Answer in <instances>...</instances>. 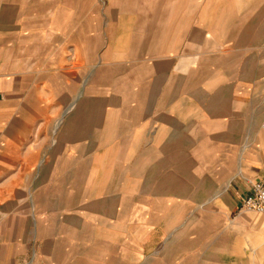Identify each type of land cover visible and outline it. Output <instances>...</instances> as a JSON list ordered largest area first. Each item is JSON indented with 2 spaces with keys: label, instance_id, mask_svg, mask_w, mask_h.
Returning <instances> with one entry per match:
<instances>
[{
  "label": "rangeland",
  "instance_id": "374dc122",
  "mask_svg": "<svg viewBox=\"0 0 264 264\" xmlns=\"http://www.w3.org/2000/svg\"><path fill=\"white\" fill-rule=\"evenodd\" d=\"M0 71H19L24 103H39L37 120L46 109L52 122L51 136L36 138L32 192L28 155L14 169L5 160L0 264H264V215L228 211L224 197L247 186L264 148V0H0ZM172 99L173 134L172 121L163 127L167 118L156 116ZM78 106L79 130L67 140L96 128L105 148L123 134L143 153L147 141L167 139L179 163L178 205L170 187L130 184L121 168L113 192L66 184L63 174L79 166L89 178L95 166L65 158L67 140L59 142ZM157 168L138 172L155 178ZM151 231L167 236L145 250Z\"/></svg>",
  "mask_w": 264,
  "mask_h": 264
},
{
  "label": "crops",
  "instance_id": "0c3cea01",
  "mask_svg": "<svg viewBox=\"0 0 264 264\" xmlns=\"http://www.w3.org/2000/svg\"><path fill=\"white\" fill-rule=\"evenodd\" d=\"M18 74L19 71H18ZM16 72H1L0 71V199L3 200L5 187H4V177L5 174L4 165L5 160L12 159V168H16L20 164L21 154L28 155V157H23L27 159V177H28V184L27 189L29 192H32V183L35 185L36 175H40L36 173V168L34 161L36 155L39 151L36 145V138H49L51 136V120L48 122V117L45 113L46 109H41L39 113L41 117L46 119L45 121L42 119L41 121L37 120V107L40 106L39 103H36L34 100L33 102H28L27 104L24 103L26 97H21L25 93L22 94L23 89L25 88V83H23L24 78H20ZM29 90V87L26 88ZM178 101L172 99L171 103L166 104L165 106L162 104L157 107L156 116L159 115L161 118H167V122L164 125L162 122L163 127H169L170 120L171 122V130L172 134L174 132V126L178 125L176 120V113L178 111ZM148 104L143 105L144 114L141 117V121H143L144 125L148 127V125L152 124V118H148L152 113H149ZM156 104L154 105V107ZM82 106H78L75 109V113H68L66 117L67 120L63 123L61 127V134L60 138H65L64 140H60L59 142L62 143L63 141L67 140L70 133L75 131L78 132V120L80 119L82 113ZM110 115V114H109ZM40 118V117H38ZM114 118V117H112ZM150 119V120H149ZM38 122V125H37ZM176 123V124H175ZM38 127V128H37ZM96 128L90 131L92 134H87V138H81L76 141L67 140L63 144V151L65 158L68 159H75L76 161L86 160L87 162L93 161L95 166L92 172L90 173L89 178H83V173L80 172L79 166L75 168V172L72 175H65V183L75 185L76 188L80 189L76 185L80 183H88V189H92L93 191L98 192H113L117 189L116 186V169L121 168L120 172L122 175L127 177V181L130 184H138L143 186L146 185L147 190H156V191H163L170 187L172 193L167 194L170 196V200L174 206L178 205V202L181 200V196L175 194L174 191H177L178 188L173 184L172 180H176V176L179 175V163L178 159H174V146H166L164 147L165 143L167 145V139L161 140V144L154 145L152 142L154 141H147L146 151L143 153H138L135 149V145L133 143L137 142L135 138H127L120 134L118 138H115L114 141L111 138V142L114 143V146L104 147V141L102 138L96 141L95 133ZM43 131L42 134L39 132ZM101 132V131H100ZM88 133V132H87ZM78 135V134H77ZM125 137V138H124ZM129 137V136H128ZM174 138V137H173ZM172 138L171 144L174 143V139ZM106 139V138H105ZM169 139V138H168ZM68 143H75L73 146H68ZM123 143H127L129 145L123 146ZM104 149V150H103ZM102 151V152H101ZM114 151L116 153H114ZM125 151L126 154L124 156H120V152ZM45 153V152H44ZM69 154V155H67ZM150 167V166H158L155 169L152 175H156L155 178L150 177L147 179L145 177L147 173L144 171L138 172L140 167ZM34 167V168H33ZM18 168V167H17ZM208 167H204V173L206 174ZM41 167L39 168V171ZM21 169L17 172L13 171L11 174V179L16 182L18 181L17 185H14V190L16 187H19L21 176H20ZM40 173V172H38ZM249 178L245 179L246 187L244 188L243 185L235 184L229 187L228 191L224 194L225 199L228 201V211L234 212L242 206V201H240V197L242 194L245 195L246 190H250V186L252 183L263 180L264 179V148L262 149L259 161L256 165L250 166L249 168ZM71 174V172H70ZM171 177V178H170ZM172 182V183H171ZM135 191V187H133ZM140 189V187H137ZM195 190V189H194ZM192 190L187 195V199L190 205L195 204V191ZM210 190V189H209ZM211 190L208 196H211ZM105 197V195L103 196ZM244 199V198H243ZM135 200V199H134ZM135 207V212L140 214H149L150 212L147 211V208H142L137 203H133ZM238 222V221H237ZM241 222V221H240ZM238 222V223H240ZM239 228H242L240 225ZM165 233H153L152 231L149 235H143L142 239H146L144 243V249L148 250L149 248L152 249V245L156 243L159 244V240H162L166 237ZM150 239L149 241H147ZM157 240V242H156ZM150 250V249H149Z\"/></svg>",
  "mask_w": 264,
  "mask_h": 264
},
{
  "label": "built area",
  "instance_id": "2783aa9c",
  "mask_svg": "<svg viewBox=\"0 0 264 264\" xmlns=\"http://www.w3.org/2000/svg\"><path fill=\"white\" fill-rule=\"evenodd\" d=\"M242 210L264 215V179L251 184L248 194L242 200Z\"/></svg>",
  "mask_w": 264,
  "mask_h": 264
}]
</instances>
